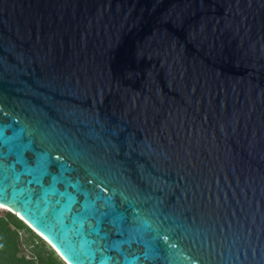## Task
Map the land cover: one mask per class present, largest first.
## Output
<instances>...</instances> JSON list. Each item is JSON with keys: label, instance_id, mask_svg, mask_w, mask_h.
<instances>
[{"label": "water", "instance_id": "water-1", "mask_svg": "<svg viewBox=\"0 0 264 264\" xmlns=\"http://www.w3.org/2000/svg\"><path fill=\"white\" fill-rule=\"evenodd\" d=\"M0 204L66 264H264V0H0Z\"/></svg>", "mask_w": 264, "mask_h": 264}, {"label": "trees", "instance_id": "trees-1", "mask_svg": "<svg viewBox=\"0 0 264 264\" xmlns=\"http://www.w3.org/2000/svg\"><path fill=\"white\" fill-rule=\"evenodd\" d=\"M20 231L26 232L32 246L22 252ZM38 240V241H35ZM0 264H66L56 251L15 213L0 215Z\"/></svg>", "mask_w": 264, "mask_h": 264}, {"label": "rangeland", "instance_id": "rangeland-1", "mask_svg": "<svg viewBox=\"0 0 264 264\" xmlns=\"http://www.w3.org/2000/svg\"><path fill=\"white\" fill-rule=\"evenodd\" d=\"M10 211V212H12L13 213V210H11L10 208H8V207H0V215H2V214H4V213H6V211ZM30 228H32L31 226H30ZM33 229V228H32ZM34 230V229H33ZM34 232H35V230H34ZM35 233H37V231L35 232ZM41 237V236H40ZM42 238V237H41ZM42 239H44V238H42ZM20 240H22V241H25L22 245H21V248H22V252H28L27 250H30L31 249V245H30V239L28 238V234L26 233V232H23V231H20ZM45 240V239H44ZM35 241H38V240H35Z\"/></svg>", "mask_w": 264, "mask_h": 264}, {"label": "bare ground", "instance_id": "bare-ground-1", "mask_svg": "<svg viewBox=\"0 0 264 264\" xmlns=\"http://www.w3.org/2000/svg\"><path fill=\"white\" fill-rule=\"evenodd\" d=\"M0 207H6V206L0 204Z\"/></svg>", "mask_w": 264, "mask_h": 264}]
</instances>
